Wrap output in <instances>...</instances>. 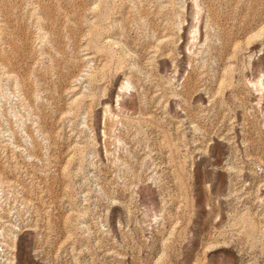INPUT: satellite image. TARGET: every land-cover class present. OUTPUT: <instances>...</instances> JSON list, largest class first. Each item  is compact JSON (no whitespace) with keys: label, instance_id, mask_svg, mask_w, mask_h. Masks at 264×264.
Masks as SVG:
<instances>
[{"label":"rangeland","instance_id":"rangeland-1","mask_svg":"<svg viewBox=\"0 0 264 264\" xmlns=\"http://www.w3.org/2000/svg\"><path fill=\"white\" fill-rule=\"evenodd\" d=\"M0 264H264V0H0Z\"/></svg>","mask_w":264,"mask_h":264}]
</instances>
